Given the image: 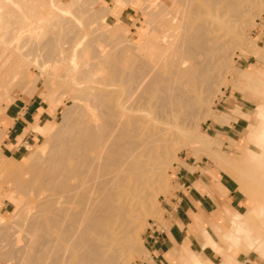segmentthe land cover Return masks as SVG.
<instances>
[{
  "label": "rangeland",
  "instance_id": "374dc122",
  "mask_svg": "<svg viewBox=\"0 0 264 264\" xmlns=\"http://www.w3.org/2000/svg\"><path fill=\"white\" fill-rule=\"evenodd\" d=\"M188 35L197 37L184 41ZM208 45L214 47L204 48ZM161 50L167 53L161 55ZM169 70L168 78L161 74L167 76ZM150 76L153 82H148ZM168 82L178 83V94ZM88 85L95 89L89 96ZM167 89L172 96L166 95ZM98 91L100 97L105 91L103 100ZM95 94L106 120L100 117L105 122L100 125L108 134L112 122L125 116L121 130L112 133L113 142L127 148L144 146V159L158 155V174L146 190V207L137 219V252L128 254L125 264H140L149 256L148 234L170 225L171 209L180 189L186 190L182 182L189 173L201 174L216 206L227 204L228 195L216 185L219 177L240 199L241 214L264 206L259 158L264 146L250 142L258 126L256 114L264 111V0H0V264H43L45 257L37 259L35 253L51 230L42 198L47 191L35 196V185L50 172L74 165L80 153L74 135L91 122L84 104ZM28 102L44 115L29 125L26 141H20L23 146L7 150L2 146L11 121L7 113L13 105ZM37 124L43 125L42 133L34 131ZM65 145L70 155L62 152ZM194 185L205 191L202 183ZM211 214H203L201 220L214 239L203 232L202 247L213 242L220 247L216 253L206 252L212 260L194 250L182 264L193 254L203 264H264V250L257 255L242 248L244 254L238 258L235 251H221L219 235L229 229V217L218 219L213 231L207 222ZM250 223L264 236V220L250 218ZM175 264H180L177 258Z\"/></svg>",
  "mask_w": 264,
  "mask_h": 264
},
{
  "label": "bare ground",
  "instance_id": "6f19581e",
  "mask_svg": "<svg viewBox=\"0 0 264 264\" xmlns=\"http://www.w3.org/2000/svg\"><path fill=\"white\" fill-rule=\"evenodd\" d=\"M108 10H109V8H108ZM78 17H79V15H78ZM182 26L180 28H182ZM198 26H200V25H198ZM202 26H200L201 28L200 27H198V28L199 29L203 28L204 32H206L205 28H204L205 26H203V27ZM187 27H186V29H187ZM198 28L194 27V30L198 29ZM183 29H184V27H183ZM199 29H198V33L199 32L202 33L203 29L200 31H199ZM206 30H207V28H206ZM193 33H194V31H193ZM200 34H198V35H200ZM196 35L194 36V38L197 37ZM184 37H185V35H184ZM190 37H191L190 35H188V37L186 36V39L184 41H187V39ZM191 38H193V36ZM194 38H193V40H195ZM178 40H180V39H178ZM184 41L182 43H184ZM208 41L211 42V40H209V39H208ZM188 42H190V41H188ZM177 43H179V42L177 41ZM199 44L201 46L204 44V42H200ZM181 45H182V48H183V46H185L184 44H181ZM175 47H177V46H174V48ZM211 47L213 48L214 46L211 45ZM211 47L208 45V47H204V48H211ZM177 48H179V47H177ZM177 48H176V50H177ZM218 48H219V46H218ZM162 50H161V55H163L164 52L167 53L166 50H164V52ZM167 50H169V49H167ZM172 50H170V51H172ZM173 52H172V55H175V54H173ZM93 53H94V51H93ZM101 53H103V51ZM110 53L114 55V51L110 52ZM151 53H153V52L151 51ZM166 53H165V55H167ZM177 54H178V52H177ZM158 57H160V55H158ZM175 57H176L175 58V60H176L177 56H175ZM163 59L165 60V58H163ZM159 60H162V59L160 58ZM98 62H99V60H98ZM133 62H136L135 59H133ZM139 62H138V64H140ZM164 62H166V61H164ZM164 62H163V64H165ZM188 62H190V61H188ZM107 63H108V61H107ZM129 64H131V62ZM116 65H118V64H116ZM142 65L143 64H141V66ZM158 65H159V62H158ZM176 65H177V62H176ZM110 67H112V66H110ZM114 67H116V66H114ZM130 67H131V65H130ZM168 67L172 68V65L168 66ZM127 68H129L128 65H127ZM173 68H174V66H173ZM173 68H172V70H173ZM95 69H94V72L96 71ZM110 70H112V69H110ZM158 70H160V69H158ZM197 70L199 71L198 68H197ZM89 72L87 73L86 77L90 76V75H88ZM166 72L168 73L167 76L164 73H161V72L160 73L168 78L170 70L166 71ZM188 73H191V72H188ZM92 74H91V78L93 76ZM133 74H134V71H133ZM152 74H151V76H152ZM155 74L158 75L159 73L158 74L155 73ZM156 75H154V76L156 77ZM117 76H115V77H117ZM151 76H150V78L148 77L150 79L148 82H151L153 80V79L151 80ZM159 76L160 75L157 76V78H156L157 80H159L158 79ZM202 76H204V75H202ZM113 77H114V74H113ZM155 77H152V78H155ZM172 77L173 76H171L169 78L172 79ZM180 77L182 78V76H180ZM210 77H212V76H210ZM210 77L208 74L209 79H210ZM129 78H131V77L129 76ZM159 78L161 81L162 80L161 77H159ZM203 78L201 77L200 79H203ZM95 79H96V77H95ZM126 79H128V77H126ZM86 80H88V79L86 78ZM164 80H165V78H164ZM160 81H159V83H160ZM140 82H141V80H140ZM133 84H132V86H133ZM177 84H174L175 85L174 86L173 82H171V85H173L174 90H172L171 88H169V90L171 89L172 91L177 93V88H175L177 86ZM156 85H157V82H156ZM165 85H168V84L165 82ZM171 85L169 83L170 87H172ZM132 86H130L131 89H132ZM160 86H163V85L161 84ZM160 86H158V89L162 88L163 90H165L164 89L165 87H160ZM134 87H135V85H134ZM136 87H137V85H136ZM87 88H89L88 89L89 94L87 93V96H89L90 94H92L94 92L93 90H95V89L93 87H90V86ZM137 88H139V85ZM141 88L143 89V86ZM144 88H145V86H144ZM146 88H148V86ZM91 91H93V92H91ZM105 91H107V90H105ZM105 91L103 93H105ZM162 91L160 90V92H162ZM178 91H180V89ZM99 92H101V91H98V96L100 97L101 94L99 95ZM103 93H102V96L105 95ZM169 93H171V92L168 91V89H167L166 95ZM141 94H143V93L141 92ZM177 94H175V95H177ZM166 95H164V96H166ZM98 96H97V94H95V96L93 95V99H90V97L88 99L89 101L92 100V102L90 101V103L88 102L87 104L83 103L84 105H87V107L90 108V110H89L90 112H88L86 110L87 107L84 108V111H85L86 116H87V114H88V116H90L91 122L85 123L83 128H82V126H81V128H78L76 131V134L74 135V140L78 142V146L76 148V151L80 152L77 154V159H76L74 165H72V166L65 165V166L61 167L58 171H55L53 173L50 172L48 176H46L37 185H35L36 191L39 190L38 192L35 193V196L40 195V190L44 189L47 191V193H45V195H43L42 198H44L46 201V205H47L46 208L48 210V217L46 219H47V222L49 223V227H50L49 229L51 230V232L48 234V237H46V239L44 240V242L42 243L41 246L39 245V247L35 253L37 259L38 258L40 259V256L41 257L43 256L42 259L45 257L43 260L44 262H41L43 264H125L124 263V261L126 259L125 257L128 256V254H130V256H131L132 251L137 249L136 244L138 243L137 240H138V236H139L137 219H139L140 211L144 207H146V204H145L146 190L149 189L150 183L153 182L155 176L158 174V155L154 154L153 158L144 159L143 154H142V151L145 148L144 146L138 145L135 147H128L127 148L126 146L119 144L120 141L113 142L112 140L115 137L116 133L113 134V136H112V133L116 132V131L119 132L121 130L119 125L121 122H125V120L121 119L125 116L121 117L117 121L115 120L114 122H112L113 124L111 125V127H108V129L110 131L111 130L112 131L110 132V134H108L109 132H106L105 129L103 128L104 125L102 124L103 125L102 127L100 125L101 123H105V122H100L101 121L100 117L102 116L101 113H103V112H101V110L97 106V105H99L98 103H96L98 101H95V100H97V98H99ZM171 96H172V93H171ZM101 97H100V99L103 100L102 98L104 96L102 98ZM160 98L162 99L164 97L161 96ZM167 98L165 97L166 100H167ZM170 98L172 101L174 96L170 97ZM80 100H81V98H80ZM84 100H82V101H84ZM86 102H87V100L85 101V103ZM162 103L165 104V100H164V102L162 101ZM111 105H113V104H111ZM107 106H108V104H107ZM109 106H110V104H109ZM109 106H108L107 110L110 108ZM81 108H83V107H81ZM101 108H103V107H101ZM103 111H105V110H103ZM170 112H171V110H170ZM258 112H260V111H258ZM117 117H119V116H117ZM256 117H257V114H256ZM104 118H102L103 121H106V120H104ZM33 128H34V131L36 130L37 132H40V133L43 132V125L37 124V125L33 126ZM69 148H70L69 146L65 145L62 148V150H63L62 152L67 154L66 152L69 151ZM67 155H70V154H67ZM259 158L261 161V165L264 168V151L261 152V155ZM150 204H152V203L150 202ZM21 208H20V210H21ZM36 221H34V222H36ZM32 222H33V220H32ZM26 225H27L26 227H28L27 223H26ZM29 225H31V224H29ZM40 225H41V223H40ZM39 227L37 226V228H39ZM32 228L34 229V227H32ZM32 228H30V229H32ZM37 228H35V229L37 230ZM42 228H44V227H42ZM42 228H40L39 230H41ZM38 233H39V231H38ZM56 234H58V236H56ZM32 237H34V234ZM36 243H37V241H36ZM36 243L34 244V242H33V245L35 246V248H37ZM33 245H30V246H33ZM30 249H31V247H30ZM33 250H34V248H33ZM25 252H26V250H25ZM133 252H135V251H133ZM32 255H33V253H32ZM32 255H31V257H32ZM44 255H46V256H44ZM28 257L29 256H27V258ZM24 258L26 259V256ZM32 258H29V260ZM30 261H28V262H30Z\"/></svg>",
  "mask_w": 264,
  "mask_h": 264
},
{
  "label": "crops",
  "instance_id": "0c3cea01",
  "mask_svg": "<svg viewBox=\"0 0 264 264\" xmlns=\"http://www.w3.org/2000/svg\"><path fill=\"white\" fill-rule=\"evenodd\" d=\"M40 107L42 108V106ZM43 112V109L37 111V107L32 102L13 105L9 110V114L7 113L11 121L6 125L7 130L2 139V146L7 150H11L13 146H16L13 151L23 146L20 141L27 137V132L30 129L29 125L34 122L35 117L44 115ZM189 175L190 178L186 179V182H182L183 188L186 190L180 189L178 198L171 209L173 216L170 225L166 229H156L148 234L147 248L149 256L142 260L140 264H175L176 258L182 264L184 257L194 250L201 251L207 261L212 260L206 252L214 250L209 246L203 248L201 242L202 229H206L201 220L203 214L208 213L209 215L212 213L207 222L214 231L215 226L218 225V219L228 218L226 212L230 210L242 212V210H238V207L241 206L240 199L235 196L232 187L223 181L221 177L215 183L221 191H228V198L225 196L228 205L224 202H217L216 206L214 200L207 193L209 188L204 185L201 174L196 172L195 174L189 173ZM196 183H202L205 191L198 189L194 185ZM221 210H223V214ZM206 232L212 237L207 229ZM214 252L216 253V251ZM200 264H203L201 260Z\"/></svg>",
  "mask_w": 264,
  "mask_h": 264
},
{
  "label": "clouds",
  "instance_id": "9594fccd",
  "mask_svg": "<svg viewBox=\"0 0 264 264\" xmlns=\"http://www.w3.org/2000/svg\"><path fill=\"white\" fill-rule=\"evenodd\" d=\"M257 120L258 126L253 130L250 142L256 147H262L264 146V111L257 113ZM226 215L229 217L230 227L226 232L219 235L220 242L224 245L221 251L225 249L229 253L235 251L236 258H238L243 253L241 249L247 248L248 254L254 252L259 255L264 250V236L259 235L251 227L250 218L264 220V206L246 210L244 214H241L237 210H230L226 212ZM202 231L206 232V229H202ZM209 246L213 247L214 251L216 247H220L215 242ZM183 264H200V260L193 254Z\"/></svg>",
  "mask_w": 264,
  "mask_h": 264
}]
</instances>
